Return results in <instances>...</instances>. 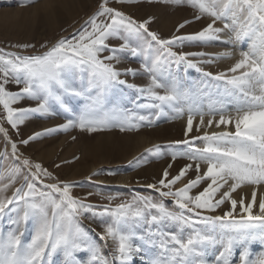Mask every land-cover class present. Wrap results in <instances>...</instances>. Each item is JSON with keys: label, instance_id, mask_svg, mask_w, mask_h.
I'll return each instance as SVG.
<instances>
[{"label": "snow or ice", "instance_id": "6c2138e0", "mask_svg": "<svg viewBox=\"0 0 264 264\" xmlns=\"http://www.w3.org/2000/svg\"><path fill=\"white\" fill-rule=\"evenodd\" d=\"M130 3L132 0H118ZM168 2V0H165ZM187 2L203 15L212 17V22L201 31L187 37L161 39L156 33L148 32V23H137L117 9L108 7V0H103L101 11L89 23L75 42L60 40L53 48L42 55L20 56L15 53L0 54V105L6 110V121L12 128H17L34 114H48L51 102H55L71 111L66 101L67 96L83 98L85 107L77 120L69 119L60 127L67 131L72 127L95 132L113 126L112 113L117 109L104 110V97L118 84H127L121 76L136 75V70L126 68L123 71L115 65L120 63V54L128 51L133 56H143V71L149 76L147 87L136 88L146 102L139 108L155 110L151 116L137 113H124L118 126L121 131L135 130L147 121L149 125L166 115L165 108H172L177 117L182 116L184 108L178 107L182 99H188L189 93L182 90L174 80L165 76L169 64L184 63L186 67L198 68L189 56H203L204 53H181L172 51V46L184 40L214 41L220 40V34L231 32V43L248 41L247 50L240 52V59L227 72L218 73L213 79L226 85L221 97L210 99L208 113L199 107H188L186 133L192 131L193 117L199 115L200 127L217 128L234 126L235 131L205 133L195 140L202 141V147L194 146V141H184L189 151L174 153L184 155L190 160L203 161L207 164L206 173L179 189L173 186L184 177L192 167L187 165L180 173L168 180L167 170L159 181L161 197H174L176 210L169 208L163 201L152 197L135 196L131 203H122L115 209L104 208L95 211L91 204L83 203L71 195L68 183L45 184L49 191L38 189L28 176L25 185L17 188L12 197L4 198L2 193L11 184L0 188V216L5 214L9 205L17 216L11 219L14 227L7 233L0 232V264H50L53 253L60 250L64 264H109L103 254L104 244L98 242L89 231L81 226L78 217L91 213L93 217H108L103 220L104 236L101 241L111 239L116 242L118 264H132L134 254L144 251V245L158 242L160 254L150 264H232L234 250L239 248V264H264V254L253 258L250 245L255 241L264 242V199L259 202V214H253L256 205V192L253 191L251 202H239L232 198V193L243 184H264V0H174ZM106 16L107 21H98ZM110 21V22H109ZM217 21H228L223 27H216ZM187 23V22H186ZM185 25H179L183 28ZM150 37L147 39L145 36ZM109 38L122 41L118 46L106 43ZM135 38V46L131 42ZM158 45L157 55L152 56L153 45ZM103 53H108L103 55ZM225 57L231 53H224ZM211 60L204 63H211ZM82 74L86 83L75 86L72 76ZM229 73L231 75H229ZM212 77V73H204ZM23 85L17 92L8 91L9 82ZM158 90H163L158 91ZM211 96V93H209ZM31 99L38 101L36 107L16 108L18 102ZM234 102V103H233ZM229 104H232L230 111ZM235 113L232 115L231 112ZM211 114L205 125L204 116ZM219 115L216 120L215 116ZM173 117V118H177ZM135 121V122H133ZM54 131L46 130V133ZM0 133L7 136V130L0 125ZM46 133H36L23 140L27 144ZM13 154L17 151L12 144ZM158 151V150H157ZM6 154V153H5ZM25 166L31 172L33 180H40V173L49 176L40 164L31 165L25 159ZM199 172L200 166L196 165ZM20 169H14L11 183ZM210 180L203 191L191 195L202 180ZM229 181H232L229 184ZM43 183V181H41ZM228 185L219 199H214L221 188ZM156 188V185H149ZM24 188L27 190L25 191ZM167 188L168 191H162ZM57 196L59 198H57ZM225 201H230L231 208L223 215H203V212H215ZM240 205L239 219L236 218L237 205ZM22 212V214H20ZM246 214V215H245ZM29 220L34 222V232L29 242H24V226ZM174 225L166 230L167 224ZM137 225H143L145 232L138 233ZM202 225L203 227H198ZM217 249V255L208 259V250ZM87 254V259L78 258L76 253Z\"/></svg>", "mask_w": 264, "mask_h": 264}, {"label": "rangeland", "instance_id": "374dc122", "mask_svg": "<svg viewBox=\"0 0 264 264\" xmlns=\"http://www.w3.org/2000/svg\"><path fill=\"white\" fill-rule=\"evenodd\" d=\"M102 3L103 0H0V54L15 53L20 56H36L48 52L60 40L75 42L85 28L91 30L89 21L101 11ZM108 7L123 12L125 16L137 23L149 21L148 32L156 33L161 39L187 37L201 31L212 22V17L208 15L196 19V16L200 14L198 9L191 7L187 2L179 3L174 0H168V2L165 0H132L130 3L108 0ZM107 20L108 17L100 16L97 22ZM225 22L228 21H217L216 27L222 28ZM181 24L185 26L179 28ZM230 35L231 32L226 30L220 34L221 41L184 40L172 46V51L178 54H205L188 57L189 60L197 63L199 70L186 67L184 63L177 65L173 61L169 64L168 72L165 73L167 78L174 80L182 90L189 93L188 99L180 100L177 105L184 108L183 115L179 117L176 111L166 107V115L156 119L153 124L149 125L145 121L138 129L121 131L118 123L124 113L120 110H127L128 115L137 113L148 116L155 111L139 108L138 104L146 101L140 97L136 88L128 86L147 87L149 84V76L142 68L145 58L133 56L128 51L120 54V63L115 66L121 71L126 68L135 69L136 75L121 76L127 84L115 85L104 97L105 111L118 110L115 113L109 111L113 124L111 127L95 132L81 130L78 126L69 128L67 131L60 127L69 119H78L86 104L83 98L72 96L65 98L71 111H67L58 103L51 102L48 114H34L15 129L7 123L6 110L0 105V125L7 130V136L0 133V188L5 184H11L2 196L12 197L17 188L25 185L24 177L28 176L29 180L42 191H49L44 187L45 184L68 183L71 185L73 198L93 205L94 210L98 212L104 208L115 209L122 203H131L133 197L138 195L163 201L169 208L176 210L174 197H161L160 195L159 181L164 178V172L167 170L169 174L167 179L171 180L187 165H192L187 174L173 186L175 190L195 179L197 175L203 176L206 173L207 164L203 161L190 160L184 155H177L173 159V154L189 151V145L184 143L186 140L194 141L196 147H202V141L194 138L202 137L205 133L235 131L234 126L231 125L226 128L227 130L200 127L198 122L200 116L194 115L193 121L196 123L193 122L192 131L186 133L189 115L187 109L190 105L193 108L199 107L208 113L210 99L223 98L226 102L230 99L221 97L220 94L223 93L226 85L223 81H217L213 77L220 72H227L230 67L226 64H229L232 52L240 53L242 50H247L249 43L248 41L228 42ZM145 36L150 39L146 33ZM131 42L135 46V38ZM106 43L110 46H118L122 41L109 38ZM158 47V45H153L152 56L158 54L156 51ZM225 51L231 55L225 57L223 55ZM107 54L103 53V55ZM208 60L212 62L204 63ZM204 73H212V77L205 76ZM72 82L75 86L86 83L80 73L73 74ZM5 87L8 91L17 92L23 85H16L10 81ZM38 103L35 100L25 99L13 107H36ZM232 106L229 104L230 111ZM206 117L212 118L211 114H206ZM215 119L218 120L219 115H216ZM48 129L54 131L46 133ZM36 133L46 134L30 140L27 144L22 143L23 140L29 139ZM13 143L17 148L15 154L12 150ZM25 159L31 165L40 164L42 170H47L50 175L45 176L41 171L40 180H33L31 172H35L36 169L33 167L30 172L29 167L23 164ZM197 164L200 166L199 172L196 170ZM17 168L20 172L15 175V183H11L14 176L13 170ZM209 183L210 180H202L196 188L191 190L190 194L193 196L198 194ZM231 183L232 181H229V184ZM149 185H156V188H151ZM256 186L243 184L232 193V198L238 202L243 199L247 204L251 202ZM24 190L27 189L24 188ZM227 190L228 185H225L214 199H219L220 195ZM162 191H168V189L164 188ZM260 201L256 197L253 214H259ZM15 207V204L9 205L5 209V214L0 216V232L7 233L14 227L10 221L17 216V212L12 210ZM230 208V201H225L215 212H203V215H223ZM239 214L240 205L238 203L235 214L237 219H239ZM106 219L108 217H93L91 213L78 217L81 226L88 230L94 239L104 244L103 254L109 264H118V260L115 259L117 257L116 242L110 238L106 242L101 241V237L104 236L102 221ZM198 227L203 226L198 225ZM173 228L174 225L171 223L166 226V230ZM136 231L143 233L145 227L137 225ZM33 232L34 222L29 220L24 226L22 237L24 242L31 240ZM160 251L158 242L144 245V251L134 254L132 264H150L151 260L160 254ZM250 251L253 258L264 254V242H253L250 245ZM239 252V248L234 250L231 258L232 264H239ZM217 254V249H209L208 259H213ZM76 256L87 259V254L82 252L76 253ZM50 264H64V256L60 250L52 254Z\"/></svg>", "mask_w": 264, "mask_h": 264}, {"label": "bare ground", "instance_id": "6f19581e", "mask_svg": "<svg viewBox=\"0 0 264 264\" xmlns=\"http://www.w3.org/2000/svg\"><path fill=\"white\" fill-rule=\"evenodd\" d=\"M68 1V0H67ZM62 2V1H61ZM66 2V1H64ZM71 2V1H70ZM73 3L75 1H72ZM66 6V4H64ZM68 6V5H67ZM221 41V40H220ZM222 43V42H221ZM229 51V50H228ZM226 53V51H225ZM241 57H240V53L238 51H233L232 52V55L229 59V64H226L228 67H231L232 65H234V63L239 60ZM191 84V83H190ZM188 102V101H187ZM206 111V110H205ZM232 115H235V113L231 112ZM208 117V116H207ZM206 115L204 117V120H205V125H207V121L210 119V118H207ZM194 123H196V121H193ZM199 122V121H198ZM229 127V126H228ZM228 127H225L224 125H221L219 128L221 129H225L227 130L226 128ZM209 128V127H208ZM215 126V124L212 125V127H210V129H219ZM229 130V129H228ZM256 197L259 198L260 200L264 199V184H260L258 186H256Z\"/></svg>", "mask_w": 264, "mask_h": 264}]
</instances>
